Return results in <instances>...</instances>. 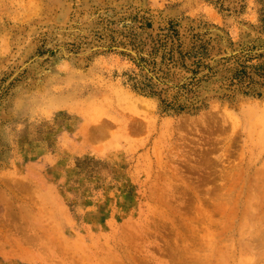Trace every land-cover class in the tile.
Masks as SVG:
<instances>
[{
	"label": "rangeland",
	"instance_id": "374dc122",
	"mask_svg": "<svg viewBox=\"0 0 264 264\" xmlns=\"http://www.w3.org/2000/svg\"><path fill=\"white\" fill-rule=\"evenodd\" d=\"M0 264H264V0H0Z\"/></svg>",
	"mask_w": 264,
	"mask_h": 264
},
{
	"label": "trees",
	"instance_id": "16d2710c",
	"mask_svg": "<svg viewBox=\"0 0 264 264\" xmlns=\"http://www.w3.org/2000/svg\"><path fill=\"white\" fill-rule=\"evenodd\" d=\"M170 35L165 34L164 35V39L162 40V43H159V47L163 46V48H164L162 50V62L160 63V66L157 67V63L156 62H154V63L152 62L150 64L148 63L149 65L154 67L155 73L153 74L154 70L151 69L150 71L152 72V77H144L143 80H147L148 82H150L151 80H156L157 84H159L160 82L163 83V80H165V76L167 75V73L165 72V69H167V67L169 66V65H167V62L169 61L168 63H171V62L174 61V60L172 61L173 54L176 53L181 58H184V57L190 55L189 52H186L184 54L180 52L181 45H179L176 49L175 48L173 49V47H170V49L168 51H166L167 45H171L172 46V44H174V40L172 39V37L177 36L178 34L176 33L175 30H172ZM200 53H201V51H200ZM202 55H204V54H202ZM164 60L167 61V62H166V64L163 65ZM159 73L161 75H158ZM245 78L248 79V76H247V74L245 72V68L244 67L241 68L240 71H237L236 74H234V79H236L237 81H242ZM157 84H146L145 86H142L139 89L143 93H147V94H151V95H160V94H157V91L155 90L156 87H157ZM147 88L149 90H147ZM147 91H149V92H147ZM164 93H165V91H164Z\"/></svg>",
	"mask_w": 264,
	"mask_h": 264
}]
</instances>
